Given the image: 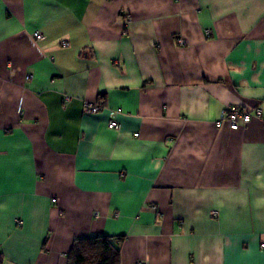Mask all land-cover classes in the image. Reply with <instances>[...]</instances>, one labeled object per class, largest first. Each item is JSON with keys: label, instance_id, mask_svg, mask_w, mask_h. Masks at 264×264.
I'll return each mask as SVG.
<instances>
[{"label": "crops", "instance_id": "obj_1", "mask_svg": "<svg viewBox=\"0 0 264 264\" xmlns=\"http://www.w3.org/2000/svg\"><path fill=\"white\" fill-rule=\"evenodd\" d=\"M97 235L122 264H264V0H0L2 264Z\"/></svg>", "mask_w": 264, "mask_h": 264}, {"label": "trees", "instance_id": "obj_2", "mask_svg": "<svg viewBox=\"0 0 264 264\" xmlns=\"http://www.w3.org/2000/svg\"><path fill=\"white\" fill-rule=\"evenodd\" d=\"M124 239L125 236L105 235L78 238L68 254V264H122L121 243ZM2 262L3 255L0 254V264Z\"/></svg>", "mask_w": 264, "mask_h": 264}, {"label": "built area", "instance_id": "obj_3", "mask_svg": "<svg viewBox=\"0 0 264 264\" xmlns=\"http://www.w3.org/2000/svg\"><path fill=\"white\" fill-rule=\"evenodd\" d=\"M34 37L38 41H41L44 39V35L39 31H36L34 33ZM179 42L181 44L184 43L183 40H179ZM31 78H32V75L27 76V79H31ZM103 107H104L103 103H97V104L96 103L95 104L85 103L84 105V109L88 113H97L98 111L102 110ZM262 113H263L262 108L260 107L255 108L254 110H245V109L231 106L222 112L221 120L219 121V123L225 121L228 123L231 129L236 130L240 128L242 124L245 125L251 122L253 119L261 118ZM108 128L113 129V130H118L120 128V123L115 118H112L108 122ZM213 215H217V212H213ZM17 222L21 224L20 220H18ZM138 264H145V262L142 261V262H139Z\"/></svg>", "mask_w": 264, "mask_h": 264}]
</instances>
